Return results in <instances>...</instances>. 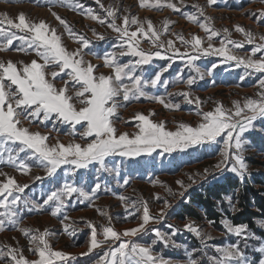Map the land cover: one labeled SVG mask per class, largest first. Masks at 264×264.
<instances>
[{"label": "snow or ice", "instance_id": "6c2138e0", "mask_svg": "<svg viewBox=\"0 0 264 264\" xmlns=\"http://www.w3.org/2000/svg\"><path fill=\"white\" fill-rule=\"evenodd\" d=\"M59 3H65L66 0H57ZM100 3V0H96ZM183 4V0H180ZM209 6L215 5L217 0H206ZM51 3V0H49ZM72 8L83 9L77 0H68ZM142 7L163 8L168 7L174 11H180L176 3L171 0H139ZM100 7L106 12V17L96 15L91 9H84V14L92 20L98 21L101 25L107 23V26L117 33V43L112 46V50L103 54V64L111 69L110 74H96L97 65L86 61L83 57V50L88 48L93 41L82 34H76L71 27L58 14L53 12V16L64 25L68 34L78 42L81 47L69 51L63 44L61 36L57 34L55 28H51L44 20L35 22L27 18L26 14L21 12L14 20L7 16L0 17V51H6L13 45L14 41H19V46L15 49L18 52H34L38 59H32L30 62H13L0 60V158L7 157V163L16 167L22 173L30 172L29 160L45 169V175L48 178L54 177L61 166H68L65 175L74 176L78 170L87 169L91 165H98L97 171H110L107 167V158L121 156L125 158H135L142 155L151 156L159 151L160 156L172 154L177 151L184 152L197 145L213 144L218 142V138L223 142L221 149L222 159L215 167L223 171H229L243 179L248 173L247 164L244 160V151L246 146L245 133L254 128V121L258 118L264 119V92L259 94V99L246 98L243 104L240 101H233L234 109H225L221 104L212 111H200L197 114L202 117L201 121L192 126L191 124L180 122L175 130L166 127V121L156 122L150 118L155 115L154 110H150L149 115L137 113L133 119L138 121V130L134 133L119 132L116 128L113 118L117 117V109L120 105L118 98L122 97L124 102L147 98L158 102L169 110H179L180 104H173L167 99V96H183L184 101L189 104L200 105L199 97L191 98L190 92L183 91L175 94L149 95L145 91L146 85L156 87L163 83L165 87L169 81H161L162 73L167 68L161 69L155 73L154 78L147 80L143 76V67L149 65L154 58L173 59L175 57L185 58L188 65L194 66V61L202 56L215 55L225 58L227 61H235L237 66H243L245 75L249 70L254 73H264V55L259 59H254L257 53L264 52V35L259 37L260 43H256L252 49V56L239 57L231 53V45L234 48L243 47L244 43L253 44L256 40L254 34L246 31L242 26L236 25L235 29L245 35L246 41H233L230 39L228 29H224V39L220 46L216 47L212 39L220 35V32L213 29L208 21L211 17L205 15L204 8L199 4L194 5L196 13H190L186 19L192 23L199 24V27L207 35V47H204V39L193 34L190 40H186L182 34H177L180 40L191 52H181L175 47V42L169 39L167 42L161 41V32H159L150 20L141 21L136 16L125 15L122 24H117V9L109 5L107 8L103 4ZM261 19H264V10L259 13ZM200 17H203L201 21ZM108 18H111L110 20ZM145 23L147 28H145ZM169 22L165 21L163 28L166 32ZM132 25H137L135 30H130ZM93 35L97 41H104L106 37L97 33L93 29ZM147 40L154 46L155 50H146L141 47L142 41ZM119 51H116V49ZM171 51V56H165V53ZM130 56L133 59L127 63H121L120 58ZM20 65L19 67L17 65ZM170 66V65H169ZM217 67L212 64L209 68V74ZM48 69H54L48 71ZM141 70V74L137 71ZM199 72V69H196ZM66 76L62 86H57L54 81ZM200 78H203L201 74ZM181 77L171 83L181 81ZM241 80L244 76L240 77ZM128 83H125V81ZM195 83L194 77L186 80L188 86ZM260 87L264 88V79L260 81ZM74 88L75 91H69ZM55 120L59 123L70 125L75 133V128L80 125L84 128L82 133H78L83 138H91L85 144L70 141L61 142L58 138L55 144H49L50 133H41L31 131L24 126V121L32 123L38 121ZM23 154V158H21ZM229 161L231 166L229 167ZM208 170L205 169V173ZM0 175H7L0 173ZM45 177L36 176L35 180H43ZM195 182V181H193ZM129 181L125 180L124 184ZM183 187L182 181H177ZM29 185H21L13 177H7L6 181L0 182V230H4L6 225L19 227L21 203L25 207L32 202L23 200L21 193ZM101 185L96 183L92 189L95 194ZM169 191H171L169 189ZM78 194L84 199H91L89 193L83 188L76 186L75 182L65 181L62 186L51 191L43 200V205L54 204L51 215L58 216L65 207V198ZM183 196V192L180 193ZM159 198V196H157ZM126 200V197H120ZM231 204V198H229ZM141 223L134 228L125 229L123 233L117 232L112 226L109 218L108 226H100L98 233L97 227L88 222L91 234L89 238L91 252L93 249L107 244L109 240L120 243L116 247L109 245V250L104 253L98 264H172L169 259H164L161 255H154L151 247L138 245L129 240H123V237H135L138 233L147 231L146 225L150 221L161 219L165 209H160L161 216L154 217L149 210L147 202L142 201ZM165 206L170 207L167 201ZM39 209L40 205H32ZM234 207V206H233ZM128 216L126 219L135 216L140 212L135 202L131 206L126 205ZM106 215V213H102ZM70 217L64 216L61 221L64 230L69 235H75L77 229L64 223ZM227 233L237 237V243L217 247L215 250L219 254L211 257L212 264H251L244 251L241 250L240 241H247L251 234L247 233V225H233L227 219L221 221ZM264 226V222H262ZM173 227V226H170ZM184 229L194 233L205 242V234L193 224H185ZM19 230L29 239V251L37 256L36 259L29 260L23 254L22 250L8 246L4 251V246H0V260L10 259L12 264H64L69 259H75L70 253L54 250L47 237L49 231L33 230L27 227H20ZM156 242H163L164 245L179 247L171 238L162 234L158 229H152ZM177 229L172 233L175 235ZM98 234L103 239L98 240ZM210 239V237H208ZM206 246V245H205ZM247 247V244L244 245ZM264 253V245L258 249ZM82 255H87L83 253ZM187 264H199L195 259H189ZM258 264H264V255L259 259Z\"/></svg>", "mask_w": 264, "mask_h": 264}, {"label": "rangeland", "instance_id": "374dc122", "mask_svg": "<svg viewBox=\"0 0 264 264\" xmlns=\"http://www.w3.org/2000/svg\"><path fill=\"white\" fill-rule=\"evenodd\" d=\"M90 1V0H89ZM92 1V0H91ZM107 3V7L109 5L115 7L117 9V19L118 16L124 11L126 13H123L124 15L130 16V14H134L135 12L138 14L141 19L147 21L151 20L150 18H147L149 16L144 14H151L153 11H147V9L140 8L138 5L139 0H103V2ZM188 0H183V5L181 6L180 0H171L172 3H176L177 6L180 4L181 7H187L189 2ZM204 3L200 0H194L195 4H199L206 10V12L209 13L212 12L211 6H209L206 2V0H203ZM247 1H254L250 3L251 8L247 9L243 14L245 18L249 19H256L260 20L261 22L264 19H261L259 13L261 10H264V0H244L243 2L246 3ZM77 2L83 6V9H76L72 8L68 4V0H66L65 3H59L57 0H51V3H49V0H0V17L7 16L11 19H16L18 17V14L23 12L26 14L27 18L30 20H33L35 22H39L40 20H44L51 28H55L57 31V34L61 36L62 42L64 46L69 51H74L81 47V45L76 42L66 30L65 26L60 24V22L53 16V12L58 14L63 20L67 22V24L71 27L72 31L76 34H82L86 38L89 39L95 38L96 36L93 35V29L97 33L99 32V27L94 25L93 23H89L84 20V17L82 13L80 12L84 9H86L85 4L90 5L88 0H77ZM152 2V0H150ZM187 2V3H186ZM92 5L99 7L100 4H96L94 1H92ZM186 3V4H185ZM43 5L48 7L44 10H38V12L35 11L34 5ZM185 4V5H184ZM54 5L63 6L66 7V10H62L59 7H54ZM217 5V4H215ZM54 7V8H53ZM142 7V6H141ZM213 7V6H212ZM135 8V9H133ZM216 8V6H215ZM37 9V8H36ZM43 9V8H42ZM163 11L159 13H152L154 16V20H157L160 22V25H164V22L167 20L169 22H176L181 30L185 28L187 30L188 34H195L199 32L198 30L194 31L191 30L192 27L186 28V25H184L183 21L180 20L172 11V9L168 7H163ZM43 12L41 15L40 12ZM104 10H101L100 12H97V14L100 15V17H106V12ZM215 9L214 12L217 14H221L220 12H216ZM33 12L35 14H33ZM76 12V13H75ZM233 13V12H231ZM238 19L245 20L241 12H234L233 13ZM231 15H227L228 18H231ZM120 15V16H121ZM177 16V17H176ZM213 17L214 15H210ZM146 17V18H145ZM145 18V19H144ZM225 18V17H224ZM109 20L111 18H108ZM152 19V20H153ZM227 21H229L227 19ZM98 22V21H97ZM176 24V25H177ZM252 26V25H251ZM256 26H252V31L255 29ZM107 30V29H103ZM191 30V31H188ZM185 32V31H184ZM102 34V33H101ZM113 33L111 31H106L105 36H111ZM175 36L171 34V37L169 39L173 40L175 42V47L179 48L182 46L178 42L179 39H177V33H174ZM256 36V33H255ZM168 39V36L165 40ZM168 39V40H169ZM90 40V39H89ZM92 41V40H91ZM114 43H117V40H104V41H93V43L83 50V57L86 61H91V57L87 56V52H91L94 55H101L103 57V54L108 50L106 49L108 46L113 45ZM19 46V41H14L13 45L10 46V48L6 51H0V60H3L4 62H7L8 60H11L13 62H30L32 59H38L36 57L34 52H18L15 49ZM191 52L190 48H184L185 51ZM33 53V54H30ZM92 64L93 61H91ZM97 65V64H94ZM20 66L19 64L17 65ZM96 68V74L99 75L100 73H104L100 70V65H97ZM54 69H48V71H52ZM105 74V73H104ZM110 74V73H108ZM107 75V74H106ZM67 79L66 76H63L62 78L58 77L54 83L59 87L62 86L63 80ZM259 87V86H258ZM225 89L224 91H226ZM70 93L75 91L74 88L69 89ZM215 89H213L212 92H214ZM223 90L217 91V93L214 94V97H212L213 101L215 103L222 102V105L225 109H234L233 101H240L241 104L245 101L246 98H252V99H259V94L261 92H264V88H260L259 94H257V90H254V92H251L252 94H255L253 96L251 93H239L237 89H229L224 93ZM244 93V94H243ZM257 94V95H256ZM121 99V100H120ZM136 100H131L130 102H124L122 97L118 98L117 103L120 105V107L123 108V111H118L117 117L113 118V122L118 120V118L121 116H124V122H120L118 120V123H115L116 128L118 131L121 132L124 131H130L132 132V129L127 128L126 125H131V118L134 114H136L138 111V108L142 110H147L150 113V109L154 108V103H149L147 105H139L135 104ZM145 104V103H144ZM152 105V106H150ZM165 108L160 107V116L162 118V121H166V126H169L170 128L174 129L176 128L177 124L185 119L186 117L191 121L197 123L201 119V116H190L185 115L184 112L180 113H171L164 111ZM138 110V111H137ZM154 110V109H153ZM155 115L158 113V109L154 110ZM121 112V113H120ZM163 112V113H162ZM153 115V116H155ZM258 127L259 130H254V128L250 131H248L247 135H245V139L247 141L245 146V151L243 153L245 163L247 164L248 173L245 175V177L241 180L247 179V180H253L255 178L261 179L263 182L260 184H255L256 188L259 190H263L264 194V119L258 118ZM185 121V120H184ZM255 122V121H254ZM24 126L28 127L31 131H39L42 134L43 133H50L53 135L50 131H46V128L52 129L58 132H65L68 134H73V130L70 127V125L59 123L55 120L46 121L44 123H40L38 121H33L32 123H29L28 121H24ZM255 126V124H254ZM130 127V126H128ZM84 131V128L80 125H77L75 128V135L80 136L78 133H82ZM119 131V132H120ZM256 131V132H254ZM82 137V136H81ZM60 138V137H59ZM83 138V137H82ZM84 139V138H83ZM82 139V140H83ZM91 138H85V141H89ZM50 145L54 143V141L49 138L47 141ZM55 144V143H54ZM201 145L194 146L195 148H192V151L194 149L197 150V148ZM223 148V142L220 143L219 147V154L217 156H214L210 158V152L209 149H207L206 145L203 146V150L201 151V157H199L197 154L191 155V157H196L200 159V163L192 165V163H184L185 158L184 156H179L177 159L178 154L172 153L173 160L176 159V162H180V165L178 166L177 170L171 171V176L165 175L162 176L161 179L165 180H159L157 182L153 183H142L140 181L134 182L132 185V188L128 191H124L121 195L116 197H105L103 199L95 200V202H92L89 206V210H81L79 213L73 212L70 215V219L67 221H64V223L71 225L73 229H77L75 235H69L65 230L61 223V221L64 219H57L55 216L51 214H41V215H35L33 217H29L26 220H22L24 217L28 215H33L34 213H40L41 208H33V207H25L23 203L19 205L20 208V222L19 227H15L12 225H6L4 230H0V246H4V251H7V247H15L20 250H22V254L29 260L36 259L37 256L34 255L32 252L29 251V239L24 234L21 233L19 230L20 227H27L31 228L33 230H39L44 231L47 229L49 231V236L47 239L49 240L50 245L54 250L64 251L66 253H70L72 256L75 257V259H69L68 261L64 262V264H98V261H100L101 257L104 255L106 251L109 250V245L112 247L118 246L120 243L119 241H111L107 244L101 245L100 247L93 249L91 252L88 251L90 244H89V238L91 234L90 228L87 227L88 222H91L97 227L98 233L100 232V226H108L109 225V218L111 222V226L120 233H123L125 229H130L137 227L142 221L140 219V216H142V206L141 202H147V205L149 207L150 213L154 217H160V209L164 208L165 213L161 219L152 220L149 222L148 225H146L147 231H144L142 233H138L135 237H123V240H129L131 242H134L138 245L145 246V247H151L152 252L154 255H161L164 259H169L172 261V264H187V261L189 259V254H191V258L195 259L199 262V264H212L211 257H216L219 254L216 252L217 247H223L225 245L234 244L237 243V237L233 234L227 233L224 226L222 229H218L215 227L211 221L206 219V216L204 214V211L202 207H198L196 205L197 211L199 213V217H190V215H186L185 217H177L174 218L176 212L179 210L184 209L188 204L192 205L191 202V195L196 191L199 186L203 182H213L217 180H223L225 176L228 174L237 176L236 174L229 172V171H223L221 172L218 170L215 165L221 161V149ZM178 152V151H177ZM155 153L153 154V161L156 160ZM182 157V158H181ZM216 157V159H214ZM21 158H23V154H21ZM198 159V160H199ZM30 166L35 165L37 163L29 160L27 161ZM191 162H195L194 159L191 160ZM183 166V167H182ZM229 167L231 166V161H229ZM35 167V166H34ZM177 167V165L172 166ZM205 169L208 170L207 173H205ZM32 170V169H31ZM153 169L150 167L149 171L145 173L146 175L152 172ZM0 173H6L7 175H0V182L6 181L7 177H13L17 183L24 185L27 184L29 186L33 185L36 181L34 178L36 176H42L45 177V172L35 174V170L33 169L32 172H29V175H25V173H22L20 170H18L16 167L10 165L7 163V157L0 158ZM212 177V178H211ZM216 177V179H214ZM109 181V179H108ZM163 181H166L167 183L163 184ZM177 181L183 182V187L181 184H178ZM195 181V182H193ZM56 183L52 182H46L43 184V190L48 192L50 188L54 187ZM30 188H28L29 191ZM169 189L171 191H169ZM109 190H105L107 192ZM183 192V196L180 195V193ZM30 195V193H28ZM31 197L28 198L32 204L40 205L43 204V200L46 198V196H43L41 198H37L34 195H30ZM126 197V200H121L120 197ZM159 196V198H157ZM22 201L26 200L25 195H21ZM94 197V195L92 196ZM70 199L75 200L74 206H77V201L79 198L77 196L70 197ZM165 201L168 202L170 207L165 206ZM135 202L136 207L140 208V212H138L135 216L130 217L126 219L125 217L128 216V212L125 210L126 205L131 206L132 203ZM229 202V200H228ZM72 204H68L67 206H71ZM83 205H88L86 203H83ZM228 206V205H227ZM230 208L233 210L235 209V204L232 203L229 205ZM234 206V207H233ZM2 211V209H0ZM220 212L224 215L221 218V221L224 219H228V215L224 212V209H220ZM106 213V215L102 214ZM83 220H85L87 223L83 224ZM262 222L264 221H257V226L259 230H262L264 232V226H262ZM193 224L194 226L198 227L204 234H205V242L202 243L201 239L197 237L194 233H191L184 229L185 224ZM220 224H222L220 222ZM173 226V227H170ZM159 227L157 228L162 234L168 236L171 238V241L174 242L176 245H179V247H171V246H165L164 243L156 242L153 243L154 240H156V237L152 231L151 228ZM151 229V230H150ZM179 229V231L176 232L175 235H172L174 231ZM150 230V231H148ZM260 234V233H259ZM258 232L254 231V233H251L252 240L249 241H240V247L241 250L245 252L248 260L251 262V264H258L259 259L264 255V253H261L258 249L261 247V245H264V234L259 235ZM210 237V239L208 238ZM98 240L103 239L102 235L98 234ZM245 243L247 244V247H245ZM249 243H251L249 245ZM206 245V246H205ZM83 253H87V255H82ZM0 264H12L10 259H3L0 260Z\"/></svg>", "mask_w": 264, "mask_h": 264}, {"label": "crops", "instance_id": "0c3cea01", "mask_svg": "<svg viewBox=\"0 0 264 264\" xmlns=\"http://www.w3.org/2000/svg\"><path fill=\"white\" fill-rule=\"evenodd\" d=\"M92 1H94L96 4H103L104 7L107 8V3H105V1L103 2V0H100V3H97L96 0H92ZM92 1L88 0L90 5L85 4L86 9H91L96 15L100 16L99 14H97V12H100L103 9L100 6L96 7V6L92 5L93 4ZM200 1H202L204 3L203 0H200ZM243 1L244 0H217V2H216L217 5H212L213 7L211 6V8L209 7V9H212V12H210V15H214L213 17H211L209 15V13L206 12V10H204V12H205L206 16L211 17V20L208 21L210 26L213 29L220 32L219 36L214 37L212 39V43L216 47H219L221 40L224 39V36H225V33L223 31L224 29H228L230 39H232L233 41H246L245 35L241 32L236 31V29H235L236 25H240L246 31L252 32L254 34V36L256 33V36H255L256 40L253 44H248L245 42L243 47H241V48H234L231 45L228 46L230 48L232 54L237 55L239 57H248V56H252V49H253V47H255V44L260 43L259 37L261 35H264V20L259 22L260 20L245 18L243 13L247 9L251 8L250 3L254 2V1H247L246 3H244ZM187 2H189L187 7H181L183 4H181V6L179 4L178 8H180V11H174V10H172V11L175 15L177 14V16L180 20L183 21L184 25H186V28L192 27L191 30L194 29V31H196V30L199 31V32L195 33V35L202 37L204 39V45L203 46L207 47L208 41H207L206 33L199 27V24L192 23L186 19V16L188 14L196 13V11H197L196 8L193 7L195 4L194 0H188ZM33 5H34L36 12H38V10L42 11V10L48 8V7L43 6V5H37V4H33ZM138 5L140 8L147 9V11H153L152 13H159V12L163 11L162 10L163 8L157 9L154 7H141L139 2H138ZM215 6H216V8H215ZM54 7H59L62 10H66V7H63V6L54 5ZM133 9H135V8H133ZM215 9L217 10L216 12L221 11L222 15L215 13L214 12ZM41 11H39V12L42 15L43 12H41ZM80 12H83L82 15L86 16L84 14V10H82ZM231 12H233V13L234 12H241V14L243 15L242 17H244L245 20L238 19ZM123 13H126L125 9L122 12V15L120 14L121 16L120 15L118 16V18H120V19H118L116 21L117 24L123 23L122 18L125 16V15L123 16ZM152 13L151 14H144V16L145 15L149 16L147 18H150L151 19L150 21L152 22L154 27L159 32H161V41L167 42L169 37H171V34L173 36H175L174 33L182 34L186 40H190L192 35L194 34L193 33V34L189 35L187 30H185V28H183V30H181V28L177 29V27H179L178 24L176 23L177 21L176 22L174 21V23H169L168 30L165 32L163 25H160L159 21L153 19L154 16L152 15ZM33 14H35V13L33 12ZM231 14H233V16H231V18H228L227 15L229 16ZM131 16H136L139 18V20L145 21V20L141 19V17H139L136 12L134 14H130V17ZM200 19H201V21H203V17H200ZM227 19L229 21H227ZM84 20L86 21V24L88 22V24L93 23L94 25L98 26L99 32L102 34H105L106 31H111L113 33L111 36H105L104 35L106 37L105 40H111V41L116 40L117 33H115L112 29H110L107 26V23L101 25L99 22H97L96 20H92L89 17H84ZM251 25L256 26L253 31H252ZM136 27H137V25H132L130 30L134 31ZM104 28L107 30L106 31L103 30ZM145 28H147L146 23H145ZM191 30H188V31H191ZM167 36H168V39L165 40L167 38ZM89 39L92 41H97L96 37L95 38L89 37ZM178 43L180 44L181 42H178ZM114 44H116V43H114ZM113 45L108 46L106 48V49H108L107 51L112 50ZM141 47H143L146 50H155L154 46L151 45L147 40L142 41ZM184 48H186V46L184 44H182V46L179 47L178 49H180L181 52H184L183 51ZM116 51H119V49L117 48ZM30 54H33V53H30ZM262 55H264V52L257 53L255 56H253V58L259 59V58H261ZM87 56L91 57V61H93L94 64L100 65V70L102 72H104L105 74L111 73V69L104 66L103 59H102L101 55H99V54L94 55L88 51ZM165 56L166 57L171 56V51L169 50L167 53H165ZM132 59L133 58L130 56H124V57L120 58V62L121 63H127ZM212 64H216L217 67L212 70L211 74H209L208 70H209V68H211ZM164 68H167V71L162 73L161 81L167 80L170 83L167 85V87H165L163 83L158 84L156 87H152L151 85H146L145 91L147 93H149V95H165V96H167L168 93L175 94L178 92L187 91V92H190L191 98L194 99L196 97H199L201 103H200V105H196L194 103L189 104V103H186L184 101L183 96L171 95V96H167V99L170 100L173 104H177V103L180 104V109L179 110H169V109H166L163 105H161L158 102L151 100V99L140 98V99L136 100L135 104H138L137 106L147 105L148 102L155 104L153 106L154 108H152L150 110H153V109L157 110L158 109V112H157L158 114L155 116H150V118L156 122L162 121V118L160 116L161 111L159 110L160 107L165 108L164 111H166V112H171V113L184 112V114L188 115V117H190V116L197 117V116H200L197 114L200 111L207 112V111L214 110V108L217 106L218 103H215L216 100L213 101L212 97H214V94L217 93V91H220V90L224 91L225 89H227V90L237 89L239 93H241V92L251 93V92H254V90H257V94H259V90L261 88L260 87V81L262 79H264V73H254L251 70H249V74L245 75V69L242 65L237 66L235 61H227V60H225V58L220 57V56H215V55H209V56H202L201 55V57L199 59L194 61V66L188 65L186 63V57L185 58L175 57L173 59L154 58L149 65L143 67L142 71H143L144 79L150 80V79L154 78L155 73L160 71L161 69H164ZM197 68L199 69V72L196 71ZM137 74H141V70H138ZM201 74L203 75L202 79L200 78ZM178 75L182 78L181 81L176 82V83H171V81L175 80ZM190 76L195 78V83L192 86H188L186 84V80ZM241 76H244L243 80L240 79ZM125 83H128V81L126 80ZM213 89H215L214 92H212ZM226 91H224V93ZM252 95L255 96V94H252ZM219 104L222 105V102H219ZM150 106H152V105H150ZM138 110H141V111H138ZM138 110H137L138 111L137 113H143L145 115H149V112L145 109L142 110L141 108L140 109L138 108ZM118 111H123V108L119 107ZM136 114H134L131 118V123H130L131 125H126L127 128L132 129V132H130V131H124V132H128L131 134V133H134L138 130V128H137L138 121L133 119V117ZM200 118L202 119V117H200ZM201 119L199 120V122L201 121ZM118 120L121 123L123 121L124 122L126 121V119L124 120V116H121V118L119 117ZM118 120L114 121V124L118 123ZM180 122L188 123V124H191L192 126H195L199 123V122L195 123L192 120L190 121L187 117L185 119L181 120ZM128 126H130V127H128ZM166 127L170 130H175V128L172 129L169 126H166ZM46 131H50L53 134V135H51L50 138L52 141H54V143H56L57 138L65 144L70 142V141H74V142L80 143V144H85V143L89 142V141H85V138L83 139L81 136H76L75 134L58 132V131H55V130H52L49 128L48 129L46 128ZM192 148H195V147H192ZM192 148H189L184 152H180V151L176 152L178 154L177 159L179 156H184V157H186L184 163L188 162V163H192V165L200 163L201 161L199 158H195L194 159L195 162H191V160L193 159V157H191V155L195 154L194 150L192 151ZM159 151L160 150H157V152H154L155 155L157 156L155 162L153 161V154L154 153L151 156L142 155V156L135 157V158H125V157H121V156L108 157L107 158V167L110 169V171H103V170L97 171V168L99 166L98 165H91L87 169L78 170L74 176H69V175H65V172L67 171L68 166H61V169L58 170L57 174L54 177L48 178L45 176V178L43 180H38L33 185L29 186L28 187V188H30L29 191H28V188H26L25 191L23 193H21L20 195H25L26 200H28V201H29L28 198L31 197L30 195H34L37 198H41L43 196L47 197V195L51 191H54V190L60 188L65 181H69V182L74 181L76 186L83 188V190L85 192L89 193V195L91 196V199H84L83 197H79L78 194L74 193L73 195L74 196L76 195L79 198V200L77 201L78 207L74 206L75 200H73L72 201V208L70 210L69 209L65 210L63 208L61 210V213L58 216H55L57 219H62V218H64V216H68L75 211H76V213H79L81 210H83V211L85 209L89 210L90 209L89 206L91 205L92 202H95V200L97 201V200L103 199L105 197L112 198V197H116V196L121 195L124 191H128L129 189H131L134 182L140 181L142 183H147V184L153 183V182L155 183L159 180H165V179H161L162 176H165V175L171 176L172 174H174L171 171L177 170L178 166L183 161H180L179 163L176 162V159L173 160L175 157L173 158L171 154H165L164 156H160ZM218 154H219V152L216 151L215 154H212V156H210V158L217 156ZM214 159H216V157ZM212 160H213V158H212ZM174 165L175 166L177 165V167H172ZM150 167L153 169V171L146 175L145 173H147L149 171ZM30 168L32 170L33 169L35 170L36 175L39 174L40 172L41 173L45 172V169L41 166H38V164L31 165ZM32 170H30V172H32ZM29 174H30L29 172L25 173L26 176ZM108 179H109V181H108ZM125 180L129 181V183L126 185L124 184ZM46 182L56 183V185L54 187L50 188L48 192H46L43 190L44 189L43 184ZM96 183H99L101 185V188L95 194H93L92 189ZM165 183H167V182L163 181V184H165ZM105 190H109V191L104 193ZM28 193H30V195ZM93 195H94V197H92ZM68 199H69V197L65 198V200L67 202H68ZM83 203H86L88 205H83ZM40 206H42V207H40L41 208L40 213H34L33 215H28V216L24 217L22 220H26L29 217H33L35 215L51 214V211H52V208L54 207V204L50 203L49 205H46V206L43 204H40ZM68 217H70V216H68ZM84 223H87V222L85 220H83V224Z\"/></svg>", "mask_w": 264, "mask_h": 264}, {"label": "trees", "instance_id": "16d2710c", "mask_svg": "<svg viewBox=\"0 0 264 264\" xmlns=\"http://www.w3.org/2000/svg\"><path fill=\"white\" fill-rule=\"evenodd\" d=\"M257 123L258 120L254 122V130H259V127L257 126L259 123ZM247 133L248 132L244 135H247ZM220 143H222V140L218 138V142L210 145H201L197 150L194 149V153L201 157L203 146L206 145L212 156L216 151L219 152ZM195 158L196 157H193V159ZM214 179H216V177ZM262 182L263 181L259 178L250 181L247 179L241 180L238 176L230 174L225 176L223 180L203 182L190 197L192 205L188 204L184 209L176 212L173 217L177 218L190 215V217L197 218L200 216L196 208L197 205L198 207H202L206 219L211 221L218 229H222L223 226L220 222L224 215L220 212V209H224V212L228 215V219L234 226L244 224L247 225V233L251 234L256 231L258 234L260 233L259 235L264 234V232L259 230L257 226V221H264V194L262 192L263 190L261 191L255 186L256 183L260 184ZM229 198H231V204H235V209L233 210L229 206ZM69 199L68 202L65 200V210H70L72 208V205L67 206L68 204H72L73 201L72 199ZM32 205L33 204H29L27 207H32ZM75 207H78V205ZM157 228L159 227L151 229ZM251 237L249 238V241L252 240ZM250 244L251 243H249V245Z\"/></svg>", "mask_w": 264, "mask_h": 264}]
</instances>
